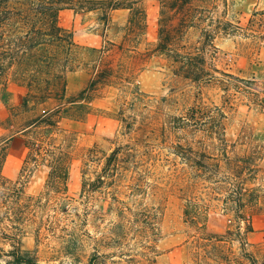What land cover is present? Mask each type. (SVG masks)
<instances>
[{
  "label": "rangeland",
  "instance_id": "obj_1",
  "mask_svg": "<svg viewBox=\"0 0 264 264\" xmlns=\"http://www.w3.org/2000/svg\"><path fill=\"white\" fill-rule=\"evenodd\" d=\"M137 1L146 36L134 55L109 53L132 90L82 95L91 72L67 73L81 101L38 162H25L30 125L57 104L24 110L13 69L0 83V264L20 248L37 264H264V0H216L181 38L190 67L150 55L161 2ZM100 17L68 9L60 24L82 48L119 44L124 14L107 37Z\"/></svg>",
  "mask_w": 264,
  "mask_h": 264
},
{
  "label": "trees",
  "instance_id": "obj_2",
  "mask_svg": "<svg viewBox=\"0 0 264 264\" xmlns=\"http://www.w3.org/2000/svg\"><path fill=\"white\" fill-rule=\"evenodd\" d=\"M160 2V33L150 55L166 53L190 67L197 57H192L189 52L180 53L178 47L181 38L190 28L209 18L208 15L217 8L216 0ZM68 9L77 13H100V21L104 25L103 37H107L106 31L111 26L113 13L127 11V22L118 27L116 34L120 39L119 44L106 40L100 48L80 47L75 42L73 32L60 24L62 12ZM148 27L146 9L137 0H0V83L7 86L9 71L13 69L11 80L27 90L23 99L24 110L48 103L50 106L57 104L54 108H47L30 125L31 138L26 145L29 153L25 162H38L44 143L42 139L54 140L59 119L70 115L81 101L67 98V73L74 72L80 65L91 72L82 95L95 92L101 86L116 85L125 91L132 90V70L122 61L115 63L110 60L109 53L117 48L123 56L134 55ZM137 95L140 93L137 92ZM117 154L118 151H114L112 157ZM4 159L5 154H1L0 177ZM13 257L12 264H37L35 258L21 248L13 252ZM88 264L95 263L91 260Z\"/></svg>",
  "mask_w": 264,
  "mask_h": 264
},
{
  "label": "crops",
  "instance_id": "obj_3",
  "mask_svg": "<svg viewBox=\"0 0 264 264\" xmlns=\"http://www.w3.org/2000/svg\"><path fill=\"white\" fill-rule=\"evenodd\" d=\"M117 12H121V13H123L124 14V16H125V18H126V22H127V19H128V12L127 11H124V10H118V11H115L114 13H117ZM114 13H113V15H114ZM148 16V15H147ZM149 25V24H148ZM148 29H149V27H148Z\"/></svg>",
  "mask_w": 264,
  "mask_h": 264
}]
</instances>
